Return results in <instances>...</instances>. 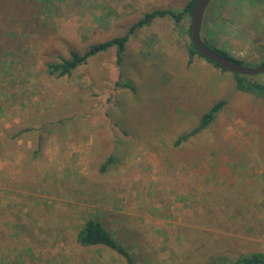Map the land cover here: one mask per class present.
<instances>
[{"label": "rangeland", "instance_id": "rangeland-1", "mask_svg": "<svg viewBox=\"0 0 264 264\" xmlns=\"http://www.w3.org/2000/svg\"><path fill=\"white\" fill-rule=\"evenodd\" d=\"M188 1L0 0V264H126L77 240L88 218L135 264L264 253V98L200 55L188 62V17L136 30L119 66L114 48L66 76L44 66ZM200 32L259 66L264 0H211ZM220 99L213 121L174 146Z\"/></svg>", "mask_w": 264, "mask_h": 264}, {"label": "trees", "instance_id": "trees-1", "mask_svg": "<svg viewBox=\"0 0 264 264\" xmlns=\"http://www.w3.org/2000/svg\"><path fill=\"white\" fill-rule=\"evenodd\" d=\"M196 0H189L184 4L181 9H154L144 13L140 18L130 24L128 29L124 34L119 36H114L112 38L95 42L90 44L83 52L77 50H70L68 56L64 57L62 55H57V60H45L44 66L49 74L55 75L56 77H62L71 74V72L76 69L78 66L87 62L91 57H94L97 54L105 52L110 48L115 49L116 53V64L119 66L123 60V54L125 50V45L129 37L138 29L151 24L157 18L168 17L178 23L184 17H188L191 21V13L193 5ZM206 33L213 35V32L208 27ZM187 34L189 36L188 43V62L193 59L195 54L202 56L194 47L190 39V23L187 29ZM201 34V32H200ZM202 41L205 45L210 47L212 50L218 52L219 54L225 56L229 60L241 63L242 61L234 58L225 50L216 47L210 40L203 38L201 35ZM210 41V42H209ZM263 48V57H264V44ZM203 57V56H202ZM205 58V57H204ZM206 59V58H205ZM207 60V59H206ZM209 61V60H207ZM215 67H219L221 70L228 71L224 67L219 66L211 61ZM264 63V61H263ZM234 87L243 92L250 93L255 97L264 98V83L254 80L252 75L239 74L232 72ZM124 86L132 88V86L125 82ZM133 89V88H132ZM225 104L224 99L217 100L210 107L206 108L204 111L199 113L198 121L195 126L192 127L188 132L181 134L174 141V146L179 145L182 141L186 140L188 137L193 136L201 131H203L215 118L216 113L220 108ZM113 155L111 154L101 166V170H104L108 163L113 161ZM38 215V214H37ZM77 240L82 244L87 245H103L121 255L126 264H135L130 253L123 247L116 238L110 233V231L101 223L100 220L96 218L86 219L82 226L79 228L76 234ZM210 264H264V253L261 252H252L249 254H240L235 258H230L228 256H217L215 257Z\"/></svg>", "mask_w": 264, "mask_h": 264}, {"label": "water", "instance_id": "water-1", "mask_svg": "<svg viewBox=\"0 0 264 264\" xmlns=\"http://www.w3.org/2000/svg\"><path fill=\"white\" fill-rule=\"evenodd\" d=\"M210 1L211 0H196L193 5L190 21V39L196 50L207 60L218 64L219 66L224 67L229 71L246 75H256L264 73V63L255 67H247L241 63H236L229 60L225 56L219 54L218 52L212 50L210 47L204 44L200 34L201 23L204 11Z\"/></svg>", "mask_w": 264, "mask_h": 264}, {"label": "crops", "instance_id": "crops-1", "mask_svg": "<svg viewBox=\"0 0 264 264\" xmlns=\"http://www.w3.org/2000/svg\"><path fill=\"white\" fill-rule=\"evenodd\" d=\"M112 233V235H113V232H111Z\"/></svg>", "mask_w": 264, "mask_h": 264}]
</instances>
